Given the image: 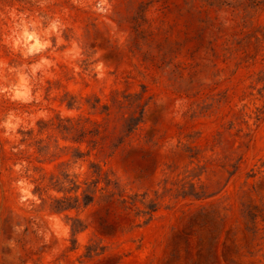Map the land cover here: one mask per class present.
I'll use <instances>...</instances> for the list:
<instances>
[{
  "label": "rangeland",
  "instance_id": "rangeland-1",
  "mask_svg": "<svg viewBox=\"0 0 264 264\" xmlns=\"http://www.w3.org/2000/svg\"><path fill=\"white\" fill-rule=\"evenodd\" d=\"M0 264H264V0H0Z\"/></svg>",
  "mask_w": 264,
  "mask_h": 264
},
{
  "label": "trees",
  "instance_id": "trees-1",
  "mask_svg": "<svg viewBox=\"0 0 264 264\" xmlns=\"http://www.w3.org/2000/svg\"><path fill=\"white\" fill-rule=\"evenodd\" d=\"M110 113H108L109 115ZM143 118V111L140 116H133L129 119L127 123V131L131 132ZM104 134L96 139V143L101 145L102 150L106 147V140L109 135L106 134L107 128H104ZM88 133H94L97 137L100 135V131L97 128L96 130H86L84 129L81 133L82 138H86ZM122 142V141H121ZM97 177L92 179L90 182L88 180L81 182L78 180V175L71 176L70 174H66L63 178L53 176L54 185L58 187L59 191H64L67 193H71L72 191L75 193L73 197L63 196L62 198H57L55 201L57 205L54 207L56 210H69L73 208H78L81 200H83L85 206L95 201L97 193H100L104 196V202L110 205V208L113 206L123 205L127 206L129 203L132 206H136L138 204V195L129 196L123 189L120 188L118 182L114 180L109 173L104 172L102 169H97L93 172ZM83 184L86 185V188H83ZM102 184V185H101ZM68 185H71L68 189ZM83 190L79 192L80 189ZM70 200H73L74 204H70ZM145 206L144 210H140L137 212L138 216H147V219L144 221L148 223L152 218L154 213L159 209V205L157 202H151L149 204L143 203ZM83 229V228H81ZM73 230L79 231L80 229L74 227Z\"/></svg>",
  "mask_w": 264,
  "mask_h": 264
}]
</instances>
